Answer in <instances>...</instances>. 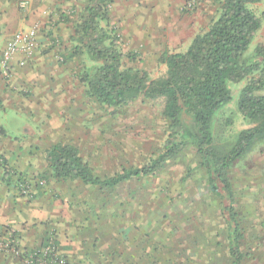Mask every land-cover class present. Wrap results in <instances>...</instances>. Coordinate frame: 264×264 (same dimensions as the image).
<instances>
[{"label":"rangeland","instance_id":"rangeland-1","mask_svg":"<svg viewBox=\"0 0 264 264\" xmlns=\"http://www.w3.org/2000/svg\"><path fill=\"white\" fill-rule=\"evenodd\" d=\"M83 1L64 0V7L54 9L53 0L44 3L50 9L49 22L61 31V52L56 57L60 79L51 86L55 92L47 103L52 105L51 120L36 131L31 144L23 143L15 162L8 158L14 145L2 146L7 151L0 149V173L9 175L1 178L5 185L14 184L18 198L40 199L46 213L35 218L34 231L28 221H12L16 215L10 209L9 217L0 218V253L26 264L23 255L53 240L61 264H233L229 239L234 236L223 213L225 201L211 191L208 173L191 146L156 174L115 188L58 180L51 174L44 150L53 144L76 145L94 173L104 177L146 165L162 150L167 135L163 99L140 97L116 110L87 94L80 74L95 62L85 53L72 55L74 24ZM217 9V0H112L109 20L102 25L118 38L127 55L125 66L145 69L157 79L166 73L164 53L187 50L217 16ZM258 45L264 48V30L256 33L249 53ZM245 83L231 84L233 101L217 113L215 132L221 143L250 126L237 106ZM17 93L19 98L26 96L22 90ZM8 113L11 121L15 119L12 126L21 122L14 111ZM230 177L242 263L264 264V144L238 161ZM25 184L30 187L28 194L22 192ZM4 198L2 190L0 207L5 206ZM18 224L39 236L36 244H21ZM18 249L20 256L14 254Z\"/></svg>","mask_w":264,"mask_h":264},{"label":"trees","instance_id":"trees-1","mask_svg":"<svg viewBox=\"0 0 264 264\" xmlns=\"http://www.w3.org/2000/svg\"><path fill=\"white\" fill-rule=\"evenodd\" d=\"M259 1L217 0V16L208 28L193 38L187 50L166 51V73L151 79L147 70L124 65L127 55L118 38L102 25L109 20L112 0H84L74 24L72 55L85 53L95 62L80 74L87 94L101 106L116 110L140 97L163 99L167 135L162 150L149 163L104 177L94 173L76 145L53 144L44 150L51 174L58 180L115 188L121 182L156 174L191 146L208 173L211 191L225 201L223 213L234 236L229 239L233 264H243L230 171L258 144H264V48L258 45L249 53L261 27L252 7ZM244 80L237 106L250 126L221 143L215 132L217 113L233 101L231 84Z\"/></svg>","mask_w":264,"mask_h":264},{"label":"crops","instance_id":"crops-1","mask_svg":"<svg viewBox=\"0 0 264 264\" xmlns=\"http://www.w3.org/2000/svg\"><path fill=\"white\" fill-rule=\"evenodd\" d=\"M47 1L31 0L29 6L21 8L17 0H0V149L7 151L2 146H8L9 143L14 145L12 148L14 152L8 154V158L12 162H15L16 158L21 154L20 152L24 149L23 143H29L32 137L38 135L36 131L39 128H45L48 121L51 120L48 119L51 116L50 114H52V110L48 109V107H52V105L47 104L49 102L48 96L51 92H55L51 88L57 86L60 79V68L58 67L56 57L60 51L59 42L61 37L59 36H61V31L58 32L59 26L52 25L48 20L50 9H47L44 4ZM62 2L64 3V0H53L52 9L64 7ZM253 5L257 7L258 12L256 14L261 19V27L258 31L264 30V22L262 21L264 20V0ZM56 14L57 12L52 13L51 16ZM21 29L36 30V48L27 57L25 66L17 64V61L23 57L22 53H18L9 73L4 74L2 67L3 49L7 41ZM68 52L66 49L64 50V53L69 54ZM13 89L15 90L13 91ZM17 90H22L26 96L19 98V95L16 96L18 94ZM26 99L30 100V106L27 105L28 100ZM8 110L14 111L21 122L12 126L15 124V119L13 118L11 121ZM10 123L12 124L10 125ZM4 175L7 178L9 177L6 173H0V192L4 190L6 197V199L4 198L6 201L5 206L0 207V218L9 217L7 215L8 212L14 208L12 211L13 215L16 216L12 221H18L19 219L23 220V222L28 221L31 224L32 230L36 231L33 228V221L35 218L41 219L46 213L44 208H41L43 202L40 199L39 201L30 202L26 198H18L14 190V184L5 185L3 183L1 177ZM6 186L7 188L4 189ZM19 199L22 202L17 203ZM1 212L7 213L2 214ZM17 227L20 228L23 237L20 240L23 246L29 247L37 243L39 236L34 235L32 230L29 232L27 229H22L20 224ZM0 263L20 264L17 258L13 257L12 259L2 253H0Z\"/></svg>","mask_w":264,"mask_h":264},{"label":"built area","instance_id":"built-area-1","mask_svg":"<svg viewBox=\"0 0 264 264\" xmlns=\"http://www.w3.org/2000/svg\"><path fill=\"white\" fill-rule=\"evenodd\" d=\"M31 0H17L19 7L26 8L29 6ZM36 30L35 29H21L14 36L9 39L2 52V67L4 74H8L13 61L18 53H22L23 57L17 61L19 66H25L27 57L36 48ZM22 192L28 194L30 192L29 185H22ZM7 245V244H6ZM14 253L21 255V250H15ZM26 264H61V259L53 240L40 249L29 252L23 255Z\"/></svg>","mask_w":264,"mask_h":264}]
</instances>
